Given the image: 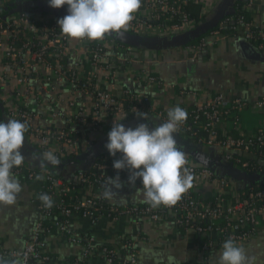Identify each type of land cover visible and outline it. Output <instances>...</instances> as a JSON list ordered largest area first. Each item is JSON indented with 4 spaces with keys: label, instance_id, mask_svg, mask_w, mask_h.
<instances>
[{
    "label": "built area",
    "instance_id": "obj_1",
    "mask_svg": "<svg viewBox=\"0 0 264 264\" xmlns=\"http://www.w3.org/2000/svg\"><path fill=\"white\" fill-rule=\"evenodd\" d=\"M5 1L0 0V10ZM187 2L202 4V0H142L126 31L148 36L189 32L197 23L182 8ZM251 4L252 1L247 0L242 8L251 10ZM226 35L240 37L264 49V30L243 13H233L224 16L212 29L199 36L196 43L187 46L193 53L192 59ZM107 49L114 52L108 53ZM124 51L126 53L127 50L122 44L105 36L94 41L72 39L61 32L57 21L47 22L26 11L13 12L0 19V58L3 62L0 86L5 81L8 84L13 81L12 93L2 95V101L8 106L12 119L27 123L25 135L41 153L51 151L60 161L68 154L77 153L81 145L86 144L87 132L111 130L113 122L117 123L125 116L141 112L165 122L168 110L175 106L155 105L131 88L125 87L115 94L103 86L108 79L117 77L119 54ZM54 77L69 82L77 96L68 103V117L55 128L42 125L39 115L28 103L33 81H42L46 88L51 87ZM137 81L143 84L159 82L149 72H140ZM82 97H89L88 106L79 99ZM256 105L264 108V93ZM246 106V99L237 96L228 100L223 93L209 94L199 105H179L186 110L187 119L180 124L176 134L196 140L203 146L218 148L222 158L236 167L242 164L245 156H256L264 165V127L238 132L240 116ZM52 115L63 118L60 111H54ZM225 119L231 122L229 128L223 124L227 121ZM119 158V153L112 157L108 151L100 152L88 168L77 169L69 178L56 176L47 168H30L26 161L13 168L12 172L19 181H37L38 215L21 248L6 249L0 240V261H8L7 264H49L50 256L44 251V237L57 232L67 241L82 245L81 257L74 258L72 264L85 263L90 253L98 254L108 264L137 262V249L128 236H121L120 246H113L98 240L94 234H79L71 224L73 215L95 224L101 217L114 221L120 215L156 221L170 212L175 223L183 229L208 235L201 245L204 256L199 264H210L207 253L214 246L222 245L229 238L237 245L243 243L264 224V185L247 192H230L228 197L227 177L187 159L186 167L194 177L193 186L175 205L152 208L146 203H126L118 206L104 195L107 191L104 184H107L108 177L117 175L119 179L128 181L127 170L118 172L113 168V161ZM38 176L42 179H37ZM136 183L141 185L139 179ZM204 185L217 187L212 198L199 196L197 188ZM40 194L52 198V207L45 206L39 199Z\"/></svg>",
    "mask_w": 264,
    "mask_h": 264
},
{
    "label": "crops",
    "instance_id": "obj_2",
    "mask_svg": "<svg viewBox=\"0 0 264 264\" xmlns=\"http://www.w3.org/2000/svg\"><path fill=\"white\" fill-rule=\"evenodd\" d=\"M244 1L247 0H202V19L189 32L141 38L131 46L122 44L127 51L119 54L118 66L120 68L117 77L108 79L103 86L115 94L120 93L125 87L131 88L159 106H195L199 105L207 95L213 93H223L228 100L237 96L242 97L246 99L248 106L241 113L238 132L239 130L244 132L264 127V108L256 105L257 99L264 93V49L247 41L260 54L259 57H248L238 45L241 38L230 35H226L212 47L197 53L194 59H192V51L187 48L190 45L187 43L195 41L194 39L214 27L221 17L229 15L226 13L232 11L235 13L238 2ZM251 1V19L258 28L264 30V0ZM34 2L47 3L43 0ZM63 8L67 7L63 6ZM4 11L6 10L3 6L0 13ZM17 11H6V15L0 19L7 18ZM29 13L38 15L48 22L50 17H54L57 21L56 16L60 11L50 9L47 13L42 11ZM63 16L60 14L59 17ZM197 33L199 36H196ZM190 34L192 35L191 40L187 41ZM113 41L121 44L114 39ZM106 51L114 52V50L109 51L108 49ZM1 72H3V62L0 58ZM140 72H149L159 81L158 84L138 83L137 75ZM101 78L103 79L102 76ZM50 86L45 88L42 81H33L32 94L28 103L39 115L42 125L55 128L61 126L63 119L68 117V103L77 96L74 91L72 92L71 85L65 79L54 77ZM12 89L13 81L9 84L5 81L0 86V121L3 122L12 119L8 112V106L2 101L4 95L9 96L12 93ZM45 89L50 94H46ZM184 91H193L195 94L184 93ZM79 99L86 106L90 103L89 97ZM54 111H60L63 118L53 116ZM225 120L227 121H224L223 124L229 128L231 122L229 119ZM117 122L126 128H135L139 123H147L151 128L153 123H162L155 116H149L147 120H144L136 114L120 118ZM109 131L87 132L86 144L81 145L77 153L68 154L64 158L65 162L60 169L62 177L69 178L77 169L88 168L93 160L95 149H100V152L107 151L104 145L107 142ZM175 139L187 160L196 165L207 166L218 175L227 177L229 180L228 192L235 194L248 184L250 179L252 181L253 178L246 175L240 168L234 165L232 167L231 162L225 161L218 148L198 147L191 140L179 135ZM88 149L90 150L88 151ZM20 151L30 168L40 169L48 165L45 164L46 162L44 163L43 153L38 146L31 142L26 135ZM72 159L77 160L76 163L70 162ZM255 178L260 183L264 182V169ZM119 180L121 187L113 188L109 195V199L113 203L118 206L126 203H144L140 192L137 191L141 185L136 182L129 184L124 179ZM19 182L22 190L17 195L15 202L11 205L0 203V240L6 249L22 247L24 238L38 215L37 181ZM109 188L107 183V191ZM197 191L200 197L209 199L217 192V187L204 185L198 187ZM229 195L227 196L229 197ZM71 224L77 233L94 234L98 240L113 246H120V237L128 236L137 249L135 264H199L203 261L204 256L201 245L208 236L192 229H183L175 223L174 215L170 212L163 214L156 221L136 220L126 215H120L114 221L101 217L95 224L90 223L88 219L73 215ZM44 240V251L50 256L49 264H72L74 258H79L82 255L81 244L71 243L57 232L45 235ZM238 245L245 249L252 264H264V224L259 226L251 239ZM220 250L221 245H216L207 253L210 264H216ZM82 264L108 263L98 254L90 253L86 262Z\"/></svg>",
    "mask_w": 264,
    "mask_h": 264
},
{
    "label": "clouds",
    "instance_id": "obj_3",
    "mask_svg": "<svg viewBox=\"0 0 264 264\" xmlns=\"http://www.w3.org/2000/svg\"><path fill=\"white\" fill-rule=\"evenodd\" d=\"M48 6L59 9L67 6V14L57 20L61 32L72 39L102 40L106 34H121L133 20V14L141 7L142 0H47ZM136 116L147 120V113L136 112ZM187 119L185 109L175 106L167 112V120L153 123H139L135 128L125 127L117 122L107 134L104 147L110 156L120 154L113 161L118 172L127 170L128 183L135 184L144 203L152 208L161 205H175L184 193L193 186V175L188 167L185 153L177 145L175 133ZM28 131L26 122L19 119L0 121V203L11 205L15 202L22 187L12 169L21 166L25 157L21 153ZM45 164L57 166L61 161L53 152L43 153ZM42 179V177H37ZM111 195L113 188L119 189V175L107 181ZM39 199L46 207H52V198L40 194ZM0 264L7 262L0 261ZM216 264H252L251 258L242 246L229 238L221 245Z\"/></svg>",
    "mask_w": 264,
    "mask_h": 264
},
{
    "label": "trees",
    "instance_id": "obj_4",
    "mask_svg": "<svg viewBox=\"0 0 264 264\" xmlns=\"http://www.w3.org/2000/svg\"><path fill=\"white\" fill-rule=\"evenodd\" d=\"M247 1L244 2H238L236 11V13H243L244 15H246V17H248L249 19H251V11L247 10L246 8H242V6L246 3ZM182 8L184 9L185 12H187L189 14V16L194 19L196 21V23L198 24L201 19H202V4L201 3H192V2H187L185 4L182 5ZM4 10L8 11L9 10L12 11H26V12H31V11H42V12H49L50 8L48 7L47 4H43V2L40 3H35L34 1H30V0H15V1H6L4 4ZM55 11L58 10L60 11V13L58 14V16H56L58 19L60 18V14H63L64 16L67 14V8H63V9H54ZM62 18V17H61ZM224 17H221L220 19H222ZM219 19V20H220ZM218 20V21H219ZM252 20V19H251ZM48 22H56L54 17H50L48 19ZM213 28V27H212ZM209 28L207 31H205L204 33L208 32L210 29ZM203 33V34H204ZM192 35L190 34L188 37L187 41H190V37ZM105 37L110 38V39H114L116 41H118L121 44L124 45H132L134 43H136L137 41H139V39L141 38H147V37H152V36H148V35H138L133 33L132 31H126V30H122L121 34H114V33H109L106 34ZM195 41H190L187 44H194L196 43L199 38L194 39ZM95 45V44H93ZM93 82V80H92ZM191 140L193 143L197 144L198 147H205L201 144H199L196 140L193 139H189ZM64 160V159H63ZM62 160V161H63ZM259 159L257 160V157L254 156V158L252 157H243L242 158V164L237 165L238 168H240V170H242L246 175L252 177V181L250 179L249 183L246 184L245 186H243L242 188H240L238 191H249V190H254L257 189L261 186L264 185V182L260 183L257 180H255L256 175L259 174L264 168H263V164L261 162H258ZM42 168H47L51 171L52 174L56 175V176H62L60 173V167L48 164L45 167ZM228 189V188H227ZM230 192H226V195H229ZM7 262L8 261H4Z\"/></svg>",
    "mask_w": 264,
    "mask_h": 264
},
{
    "label": "water",
    "instance_id": "obj_5",
    "mask_svg": "<svg viewBox=\"0 0 264 264\" xmlns=\"http://www.w3.org/2000/svg\"><path fill=\"white\" fill-rule=\"evenodd\" d=\"M43 4H47V5H48V3H43ZM48 7H49V6H48ZM49 8H50L51 10L55 9V8H51V7H49ZM62 8H63V6H62L60 9H62ZM6 13H7L6 11H4L3 13H0V17L5 16ZM232 13H233V11H232V12H228V13H226V14H232ZM196 36H199V33H197ZM238 45H239L240 49L242 50V52H243L246 56H248V57H259V56H260V54H259L258 52L255 51L254 47H253L249 42L240 39V40L238 41ZM174 135H175V137H178V135H176V134H174ZM89 150H90V149H88V151H89ZM99 152H100V149H95V150L93 151V156H92V158L94 159V157H95ZM92 158H91V160H92ZM76 161H77V160H74V159L70 160V162H73V163H76ZM64 162H65V161H61V162L58 164V166L60 167V169L63 167ZM230 165H232V167H233V164H232V163H230ZM41 168H42V167H41ZM104 186L106 187L107 184H104Z\"/></svg>",
    "mask_w": 264,
    "mask_h": 264
},
{
    "label": "rangeland",
    "instance_id": "obj_6",
    "mask_svg": "<svg viewBox=\"0 0 264 264\" xmlns=\"http://www.w3.org/2000/svg\"><path fill=\"white\" fill-rule=\"evenodd\" d=\"M206 147V146H205Z\"/></svg>",
    "mask_w": 264,
    "mask_h": 264
}]
</instances>
